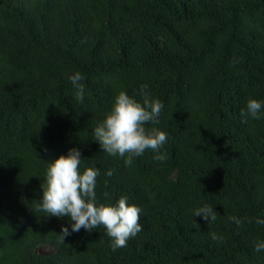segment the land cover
<instances>
[{
	"label": "trees",
	"instance_id": "16d2710c",
	"mask_svg": "<svg viewBox=\"0 0 264 264\" xmlns=\"http://www.w3.org/2000/svg\"><path fill=\"white\" fill-rule=\"evenodd\" d=\"M141 85L164 105L145 127L168 134L165 158L125 165L93 129ZM249 98L264 103V0H0V264H264V118L242 122ZM73 147L100 169L98 203L142 208L126 247L102 225L62 241L67 217L37 210L46 162ZM205 203L208 222L193 216Z\"/></svg>",
	"mask_w": 264,
	"mask_h": 264
},
{
	"label": "clouds",
	"instance_id": "9594fccd",
	"mask_svg": "<svg viewBox=\"0 0 264 264\" xmlns=\"http://www.w3.org/2000/svg\"><path fill=\"white\" fill-rule=\"evenodd\" d=\"M84 79L80 71L68 76L74 96L79 101L84 99ZM139 95L141 98L138 100L120 90L114 95L109 111L93 129L95 141L102 151L109 156L124 158L125 165L132 164L133 159L143 155L147 149L153 151L155 159L165 158L161 149L168 141V134L157 127H145L149 123H159L158 118L164 105L159 99L150 96L147 85L140 86ZM240 116L242 122H247L249 118H264V103L249 98ZM82 160L79 149L73 147L66 154L46 162V171L40 185L41 195L36 203L37 210L46 213V216L67 217V226L60 227L59 236L62 241L81 228L91 232L102 225L113 250L126 247L128 240L143 230L139 222L142 208L129 203L128 197L123 195L115 203H98L96 186L100 169L92 165L81 170ZM105 175L111 176V170L106 171ZM104 195L107 196V193ZM193 216L208 222L215 219L216 211L213 205L205 203L193 209ZM229 219L237 226L242 223L241 218L236 216H230ZM255 223L264 225V218L257 217ZM211 238L220 237L212 233ZM254 250L264 251V239L254 243Z\"/></svg>",
	"mask_w": 264,
	"mask_h": 264
},
{
	"label": "rangeland",
	"instance_id": "374dc122",
	"mask_svg": "<svg viewBox=\"0 0 264 264\" xmlns=\"http://www.w3.org/2000/svg\"><path fill=\"white\" fill-rule=\"evenodd\" d=\"M38 251L39 252H43V253H51L52 252V249L50 247L40 246L38 248Z\"/></svg>",
	"mask_w": 264,
	"mask_h": 264
}]
</instances>
